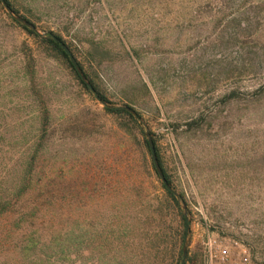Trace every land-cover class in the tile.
<instances>
[{"label":"rangeland","instance_id":"rangeland-1","mask_svg":"<svg viewBox=\"0 0 264 264\" xmlns=\"http://www.w3.org/2000/svg\"><path fill=\"white\" fill-rule=\"evenodd\" d=\"M4 1L0 264H264V0Z\"/></svg>","mask_w":264,"mask_h":264},{"label":"built area","instance_id":"built-area-1","mask_svg":"<svg viewBox=\"0 0 264 264\" xmlns=\"http://www.w3.org/2000/svg\"><path fill=\"white\" fill-rule=\"evenodd\" d=\"M203 259L204 264H250L244 247L236 248L230 241L214 234H208L203 242Z\"/></svg>","mask_w":264,"mask_h":264},{"label":"water","instance_id":"water-1","mask_svg":"<svg viewBox=\"0 0 264 264\" xmlns=\"http://www.w3.org/2000/svg\"><path fill=\"white\" fill-rule=\"evenodd\" d=\"M1 3L6 7V9L8 11H10V7L6 5L5 1L4 0H0ZM18 21L24 23L26 26H29V27H32L27 21L21 19V18H17ZM61 48L63 49V51L66 53V55L68 56L73 68L75 69L76 73L78 74V76L80 77V79H82L87 87L92 91L94 92V88L92 87V85L86 80L85 76L83 75L79 65H78V62L76 61V59L74 58V56L72 55V52L70 51L69 47L65 44V43H61L60 44ZM96 98L99 100V101H102L97 95H96ZM125 110H127L128 112L132 113L133 116L135 118H137V114L134 112V110L128 106H125L124 107ZM146 137H147V144H148V148H149V151H150V155H151V159H152V162H153V166H154V169L157 173V175L159 176V178L161 179L164 187L167 189V190H171L163 172H162V169L158 163V160H157V157H156V152H155V146H154V143L151 139V136L150 134H146ZM188 229H189V224L187 223L185 225V235L187 234L188 232ZM186 255H187V249L186 247H183L182 249V259H181V263L180 264H185V259H186Z\"/></svg>","mask_w":264,"mask_h":264},{"label":"trees","instance_id":"trees-1","mask_svg":"<svg viewBox=\"0 0 264 264\" xmlns=\"http://www.w3.org/2000/svg\"><path fill=\"white\" fill-rule=\"evenodd\" d=\"M6 2V1H5ZM7 3V2H6ZM8 4V3H7ZM9 5V4H8ZM46 41H47V43L53 48V49H55V50H57L61 55H63L65 58H67L68 56L66 55V53L63 51V49L61 48V46H60V44L61 43H64L63 42V40H62V38L59 36V35H50V36H48L47 37V39H46ZM70 63V62H69ZM70 65H71V68L73 69V70H75L74 68H73V66H72V64L70 63ZM76 72V71H75ZM77 74V73H76ZM77 77H78V79L80 80V82L81 83H83V81L80 79V77L77 75ZM94 88V92H96V95L102 100V102H107V99H106V97L104 96V95H102L101 93H99V92H97V90L95 89V87H93ZM107 110H109L110 112H124V113H126L127 115H129L131 118H132V116L130 115V113H128L126 110H124V109H117V108H115V109H107ZM163 171V170H162ZM164 172V171H163ZM164 174V176H165V178H166V180H167V177H166V175H165V173H163ZM167 190V189H166ZM167 192L169 193V194H171V192L169 191V190H167Z\"/></svg>","mask_w":264,"mask_h":264}]
</instances>
